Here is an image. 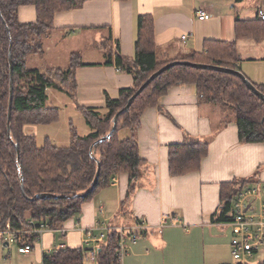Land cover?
I'll use <instances>...</instances> for the list:
<instances>
[{
  "label": "crops",
  "instance_id": "1",
  "mask_svg": "<svg viewBox=\"0 0 264 264\" xmlns=\"http://www.w3.org/2000/svg\"><path fill=\"white\" fill-rule=\"evenodd\" d=\"M258 9H264V0L251 5L247 0H83L79 8L55 14L51 30L43 38L50 56L30 69L64 71L71 55H77L81 66L74 72V106L104 113L105 95L116 99L121 89L132 85L131 76L116 67L115 58H133L139 17L153 20L159 62L202 54L206 41L236 42L240 69L244 64L264 65V38L259 42L237 40L235 33L236 20H254ZM197 11H205L210 19L197 20ZM17 18L21 23L34 22V8H19ZM183 36L186 41L181 40ZM240 71L251 82L264 85V69ZM49 90L47 106L54 107L51 103L57 95L53 93L50 102ZM89 132L88 128L84 134ZM135 135L145 165L130 202L123 204L128 176L118 174L113 184L94 194L80 214L61 227L64 236L56 229L48 230L27 255L17 251L28 264H42L43 255L59 248H83L82 229L97 224L111 228L144 226L134 242L125 234L120 264H230L231 228L228 223L212 221L218 211L220 185L249 179L247 187L257 188L258 197L246 200L248 210L264 203V144L239 143L234 119L203 103L191 86L170 89L156 107L146 109ZM185 135L208 140V153L199 171L171 177L168 147L181 143ZM129 136L126 130L119 133L120 139ZM1 241L4 247L15 245ZM8 264L14 263L11 260Z\"/></svg>",
  "mask_w": 264,
  "mask_h": 264
},
{
  "label": "trees",
  "instance_id": "2",
  "mask_svg": "<svg viewBox=\"0 0 264 264\" xmlns=\"http://www.w3.org/2000/svg\"><path fill=\"white\" fill-rule=\"evenodd\" d=\"M242 1L235 0L236 3ZM82 4L83 0H0V231L7 223L12 231L29 230L39 224H46L50 229L61 228L78 216L83 204L108 187L118 174L128 176L123 204L130 202L145 165L135 135L141 116L146 109L156 107L174 87L191 86L203 103L230 115L237 126L239 143L264 144V102L249 91L239 77L184 65L173 66L155 77L132 100L128 111L119 115L110 136L101 140L110 133L114 116L151 75L167 64L187 62L241 72L236 42L206 41L202 54L192 53L159 62L155 55L153 20L141 16L137 22L133 58L119 55L115 58L116 67L131 76V87L121 89L116 99L105 95L104 113L76 106L90 130L87 135L79 136L74 128H70L68 147H57L49 139L39 146L34 136L25 134V126L57 122L59 110L47 106V90L74 96L77 87L74 72L81 63L77 55H71L66 70L40 72L27 68L26 59L42 52L40 41L51 30L56 13L79 8ZM26 6L35 10L32 23H21L17 18L19 8ZM235 33L237 40L259 42L264 38V22L257 17L251 21L236 20ZM9 57L13 96L8 121ZM106 64H110V57ZM251 83L264 95V85ZM124 130L129 131L130 136L120 139L119 133ZM208 144V140L199 141L185 135L181 143L170 145L167 155L169 175L180 177L199 171L207 156ZM97 164L100 167L97 184L92 192L83 196L91 187ZM248 184L249 179H234L220 185L219 206L212 217L213 222L228 223L231 220L234 198ZM42 194L47 195L46 198H37ZM24 241L33 246L37 236L27 234ZM118 241L117 232L107 233L92 264H120ZM86 260L83 248H65L43 255L42 264H85Z\"/></svg>",
  "mask_w": 264,
  "mask_h": 264
},
{
  "label": "built area",
  "instance_id": "3",
  "mask_svg": "<svg viewBox=\"0 0 264 264\" xmlns=\"http://www.w3.org/2000/svg\"><path fill=\"white\" fill-rule=\"evenodd\" d=\"M194 17L199 21L210 19V15L205 11L195 12ZM256 17L259 21L264 22V11L258 9ZM186 39V36L181 38L182 41H186ZM114 182L115 177L110 183L113 184ZM257 197V188L245 187L237 193L233 201V213L228 225L232 233L230 249L235 264H247V261L253 258V256L264 247V203L260 202L258 208L253 210H248L246 206L247 199ZM172 224H175V221H173ZM143 228L144 226L141 224L129 228H111L97 224L93 228L82 229V245L86 254V259L90 262L94 261L99 245L104 242L106 234L113 231L119 234L117 256L120 262L126 248L125 234L127 233L129 241L134 242L138 237L137 231ZM48 230L54 229H50L46 224H39L37 227H33L29 230L12 231L9 223H7L5 229L0 231V238L7 244H15L20 254L27 255L31 251L32 246L25 243L24 236L27 234L36 235V242H38L41 234ZM56 230L61 236L65 235V230L63 228H58ZM57 250H60V248Z\"/></svg>",
  "mask_w": 264,
  "mask_h": 264
},
{
  "label": "rangeland",
  "instance_id": "4",
  "mask_svg": "<svg viewBox=\"0 0 264 264\" xmlns=\"http://www.w3.org/2000/svg\"><path fill=\"white\" fill-rule=\"evenodd\" d=\"M247 1L249 5L255 2V0ZM262 10L264 11V9ZM44 39L42 38L41 41H43H40L42 54H31L27 57L26 62L28 68H33L35 66L38 67L44 62V59L46 60L49 58V50L44 43ZM42 55L43 58H39ZM242 58L245 59L246 57L243 55ZM240 69H264V65L244 64ZM241 73L245 75L243 72ZM48 93L50 95V102H52L51 98L53 97V93H56L55 95H57V100L54 101L55 103H51V106H54L53 108H58L59 110L57 122L51 125L25 126L24 132L26 135L34 136L39 146H41L46 139H49L50 142L57 147H68L70 144V128H74L79 136H84V132H86L88 128L83 116L77 110L76 106H74L73 97L65 95L64 92H54V90L51 89ZM81 247H83V245ZM263 255L264 247L261 248L252 259H249L247 264H261L263 261ZM11 260L14 264H28V259L17 253L16 245L4 247L3 242L0 239V264H8ZM85 264H92V262L86 260ZM230 264H235V261H233L232 258H230Z\"/></svg>",
  "mask_w": 264,
  "mask_h": 264
},
{
  "label": "water",
  "instance_id": "5",
  "mask_svg": "<svg viewBox=\"0 0 264 264\" xmlns=\"http://www.w3.org/2000/svg\"><path fill=\"white\" fill-rule=\"evenodd\" d=\"M176 65H184V66H189L192 67L194 69H201V70H212V71H217V72H221V73H227V74H232L235 75L237 77H239L242 82L244 83V85L246 86V88L251 91L256 97H258L262 102H264V95L261 94L254 86L253 84L239 71H233L231 69L228 68H223V67H218V66H212V65H203V64H192V63H187V62H172L170 64L165 65L164 67H162L160 70H158L157 72H155L153 75H151L149 77V79L136 91V93L128 100L127 105L121 110L119 111L113 118L112 120V128L110 133L103 139H101L102 141L105 140L106 138H108L110 136V134L115 130L116 128V124H117V119L119 117V115L123 112L128 111L132 100L139 95L144 88L157 76H159L161 73H163L164 71L168 70L169 68L176 66ZM9 66H10V84H9V105H8V121L10 120V113H11V104H12V96H13V84H12V61L11 58L9 57ZM16 150H17V146H15ZM99 164H97V171L95 174V177L91 183V187L90 189L87 191V193H85L83 196L88 195L90 192H92V190L95 188L97 181H98V176H99ZM47 195L42 194V195H38L37 198L39 199H44L46 198ZM262 264H264V255H263V261Z\"/></svg>",
  "mask_w": 264,
  "mask_h": 264
}]
</instances>
